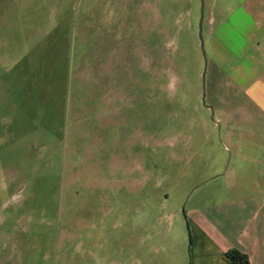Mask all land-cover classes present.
Here are the masks:
<instances>
[{"label": "rangeland", "instance_id": "1", "mask_svg": "<svg viewBox=\"0 0 264 264\" xmlns=\"http://www.w3.org/2000/svg\"><path fill=\"white\" fill-rule=\"evenodd\" d=\"M201 1L0 0V264H175L176 214L264 183Z\"/></svg>", "mask_w": 264, "mask_h": 264}, {"label": "crops", "instance_id": "2", "mask_svg": "<svg viewBox=\"0 0 264 264\" xmlns=\"http://www.w3.org/2000/svg\"><path fill=\"white\" fill-rule=\"evenodd\" d=\"M215 3L219 4L218 25L212 28L209 23L206 41L213 66L221 73L222 89L250 100L261 113L252 114L264 117V0ZM72 42L66 46L68 62ZM68 68L67 74L71 65ZM236 191V197L219 203L191 206L185 213L186 226L176 214L175 264H235L227 256L230 250L246 255L249 264H264V183L256 181Z\"/></svg>", "mask_w": 264, "mask_h": 264}, {"label": "water", "instance_id": "3", "mask_svg": "<svg viewBox=\"0 0 264 264\" xmlns=\"http://www.w3.org/2000/svg\"><path fill=\"white\" fill-rule=\"evenodd\" d=\"M202 5H201V17L199 20V25H198V36L200 39V48L202 51V55L204 58V69L202 72V86H203V90H202V103L205 107L209 108L212 111V118H213V114H214V110H213V106L206 104V72H207V66H208V58H207V54H206V50H205V40L203 37V19H204V4H203V0L201 1Z\"/></svg>", "mask_w": 264, "mask_h": 264}, {"label": "trees", "instance_id": "4", "mask_svg": "<svg viewBox=\"0 0 264 264\" xmlns=\"http://www.w3.org/2000/svg\"><path fill=\"white\" fill-rule=\"evenodd\" d=\"M227 256L231 259L235 264H249V259L246 255L236 251L230 250L227 252Z\"/></svg>", "mask_w": 264, "mask_h": 264}]
</instances>
